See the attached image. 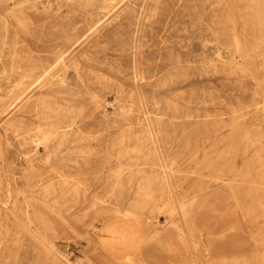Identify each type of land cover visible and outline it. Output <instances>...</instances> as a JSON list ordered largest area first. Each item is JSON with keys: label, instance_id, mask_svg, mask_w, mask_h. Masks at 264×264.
Wrapping results in <instances>:
<instances>
[{"label": "rangeland", "instance_id": "rangeland-1", "mask_svg": "<svg viewBox=\"0 0 264 264\" xmlns=\"http://www.w3.org/2000/svg\"><path fill=\"white\" fill-rule=\"evenodd\" d=\"M263 3L0 0V264H264Z\"/></svg>", "mask_w": 264, "mask_h": 264}, {"label": "bare ground", "instance_id": "bare-ground-1", "mask_svg": "<svg viewBox=\"0 0 264 264\" xmlns=\"http://www.w3.org/2000/svg\"><path fill=\"white\" fill-rule=\"evenodd\" d=\"M264 4V3H263ZM57 65V64H56ZM49 73H50V71H49ZM60 74V73H59ZM55 75V74H54ZM56 76V75H55ZM60 76V75H59ZM37 108V107H36ZM27 125V124H26ZM26 129V128H25ZM25 131V130H24ZM39 131H40V129H39ZM53 132V131H52ZM55 133V132H54ZM39 134H41V133H39ZM38 137V136H37ZM34 141H35V139H34ZM43 141V140H42ZM39 144V143H38ZM44 144V143H43ZM48 144V143H47ZM47 146V145H46ZM34 171V170H33ZM37 172V171H36ZM81 172V171H80ZM55 174V173H54ZM53 174V175H54ZM59 174H61V173H59ZM40 176H41V174H40ZM69 176L71 177V175L69 174ZM68 177V176H67ZM78 179V178H77ZM62 180H63V178H62ZM73 181V180H72ZM203 187V186H202ZM199 188H201V187H199ZM46 190V189H45ZM195 191V190H194ZM202 191V190H201ZM200 192V191H199Z\"/></svg>", "mask_w": 264, "mask_h": 264}]
</instances>
